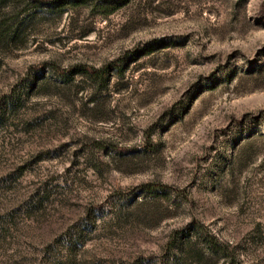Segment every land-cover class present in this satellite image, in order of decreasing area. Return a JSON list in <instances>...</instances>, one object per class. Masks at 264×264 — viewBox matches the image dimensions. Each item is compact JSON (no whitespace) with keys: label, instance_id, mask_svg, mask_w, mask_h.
<instances>
[{"label":"rangeland","instance_id":"1","mask_svg":"<svg viewBox=\"0 0 264 264\" xmlns=\"http://www.w3.org/2000/svg\"><path fill=\"white\" fill-rule=\"evenodd\" d=\"M43 1L0 48V264H264V0Z\"/></svg>","mask_w":264,"mask_h":264},{"label":"trees","instance_id":"2","mask_svg":"<svg viewBox=\"0 0 264 264\" xmlns=\"http://www.w3.org/2000/svg\"><path fill=\"white\" fill-rule=\"evenodd\" d=\"M34 1L0 0V48L8 47L21 41L28 26L35 21V17L40 14L39 12H42L43 17H48L53 13L64 10V5L66 4H56V2L43 0H38L34 3ZM32 9H35V11ZM82 72L97 80L102 77L99 74L100 71L86 69ZM209 246L214 254L226 251V248L214 239L210 240Z\"/></svg>","mask_w":264,"mask_h":264}]
</instances>
